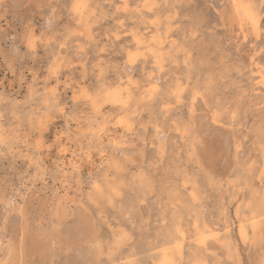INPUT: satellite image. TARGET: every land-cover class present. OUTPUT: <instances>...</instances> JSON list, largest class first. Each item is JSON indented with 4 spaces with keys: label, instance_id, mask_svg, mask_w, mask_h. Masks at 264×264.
Returning a JSON list of instances; mask_svg holds the SVG:
<instances>
[{
    "label": "rangeland",
    "instance_id": "1",
    "mask_svg": "<svg viewBox=\"0 0 264 264\" xmlns=\"http://www.w3.org/2000/svg\"><path fill=\"white\" fill-rule=\"evenodd\" d=\"M165 261L264 264V0H0V264Z\"/></svg>",
    "mask_w": 264,
    "mask_h": 264
},
{
    "label": "bare ground",
    "instance_id": "2",
    "mask_svg": "<svg viewBox=\"0 0 264 264\" xmlns=\"http://www.w3.org/2000/svg\"><path fill=\"white\" fill-rule=\"evenodd\" d=\"M80 4V3H79ZM257 6V5H256ZM238 7V6H237ZM244 7H242V9H243ZM241 9V10H242ZM78 10V9H77ZM246 10V9H245ZM244 11V10H243ZM249 17H250V14L249 13H246ZM79 18V17H78ZM252 18V17H251ZM255 18V17H254ZM244 21H245V19H244ZM66 53V52H65ZM78 53V52H77ZM257 74V73H256ZM194 95V94H193ZM209 120V119H208ZM212 120V119H211ZM207 130V129H206ZM253 222V221H252ZM88 229V228H87ZM179 234V233H178ZM178 240V239H177ZM182 253V252H181ZM169 261H170V259H168ZM169 261H165V263L167 264Z\"/></svg>",
    "mask_w": 264,
    "mask_h": 264
}]
</instances>
